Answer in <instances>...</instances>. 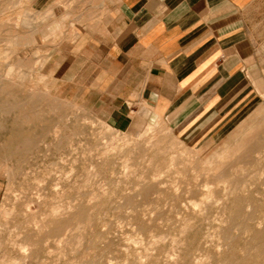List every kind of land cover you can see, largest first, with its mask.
<instances>
[{"label": "rangeland", "instance_id": "obj_1", "mask_svg": "<svg viewBox=\"0 0 264 264\" xmlns=\"http://www.w3.org/2000/svg\"><path fill=\"white\" fill-rule=\"evenodd\" d=\"M46 1L0 0V264H264V115L112 128L60 94Z\"/></svg>", "mask_w": 264, "mask_h": 264}, {"label": "crops", "instance_id": "obj_2", "mask_svg": "<svg viewBox=\"0 0 264 264\" xmlns=\"http://www.w3.org/2000/svg\"><path fill=\"white\" fill-rule=\"evenodd\" d=\"M45 4L60 94L112 128L164 119L195 142L264 115V0Z\"/></svg>", "mask_w": 264, "mask_h": 264}, {"label": "bare ground", "instance_id": "obj_3", "mask_svg": "<svg viewBox=\"0 0 264 264\" xmlns=\"http://www.w3.org/2000/svg\"><path fill=\"white\" fill-rule=\"evenodd\" d=\"M1 76H3V74L0 75V77H1ZM6 78H7V77H6ZM0 79H1V78H0ZM4 79H5V75H4ZM2 80H3V79H2ZM5 80H6V79H5ZM8 80H9V78H8ZM2 82H3V81H2ZM0 83H1V82H0ZM1 100H3V98H0V103H2V104H0V107H1V108H3V107H4V108H7V105L4 104V101H5V100H3L2 102H1ZM1 108H0V109H1ZM0 112H2V111H0ZM221 156H222V155H221ZM211 159H212V158H211ZM249 209H250V208H249ZM226 245H227V244H226Z\"/></svg>", "mask_w": 264, "mask_h": 264}]
</instances>
